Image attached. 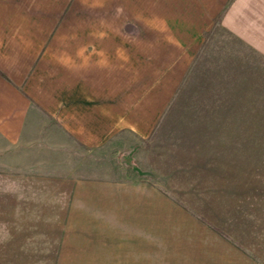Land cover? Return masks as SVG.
Listing matches in <instances>:
<instances>
[{
    "label": "rangeland",
    "instance_id": "374dc122",
    "mask_svg": "<svg viewBox=\"0 0 264 264\" xmlns=\"http://www.w3.org/2000/svg\"><path fill=\"white\" fill-rule=\"evenodd\" d=\"M226 25L146 139L68 145L65 169L0 161V264H264L263 41ZM67 170L89 182L60 194Z\"/></svg>",
    "mask_w": 264,
    "mask_h": 264
},
{
    "label": "crops",
    "instance_id": "0c3cea01",
    "mask_svg": "<svg viewBox=\"0 0 264 264\" xmlns=\"http://www.w3.org/2000/svg\"><path fill=\"white\" fill-rule=\"evenodd\" d=\"M219 17L264 49V0H0V161L65 169L68 145L146 139Z\"/></svg>",
    "mask_w": 264,
    "mask_h": 264
}]
</instances>
